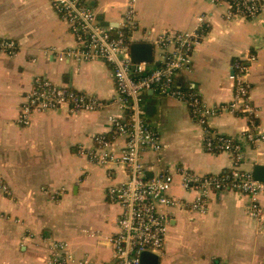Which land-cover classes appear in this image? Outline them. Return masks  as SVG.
I'll return each instance as SVG.
<instances>
[{"label":"crops","instance_id":"crops-1","mask_svg":"<svg viewBox=\"0 0 264 264\" xmlns=\"http://www.w3.org/2000/svg\"><path fill=\"white\" fill-rule=\"evenodd\" d=\"M102 24L116 25L130 0H86ZM141 28L136 42H147L165 29L190 30L196 17L208 15L210 28L199 44L190 71L176 85L194 89L209 105L228 103L234 95L233 62L255 53L249 80L258 128L264 131V8L255 19L228 20L225 6L209 0H136ZM0 39H14V55L0 54V181L10 194L0 193V264H45L52 239L65 241L68 251L96 264H111L109 241L117 231L121 207L109 202L110 185L128 180L122 165L105 167L78 153L91 149L93 136H112L109 116H124L119 104L100 111L50 110L37 113L30 126L18 123L23 97L36 77L68 85L106 101L117 93L111 66L104 60L60 61L58 52L75 45L68 24L50 0H0ZM50 49L56 52L47 53ZM153 60L148 68L155 67ZM146 118L164 145L147 151L143 163L150 175L175 173L171 195L183 203L196 193L181 185L177 168L217 174L233 164L228 152L204 148V132L188 107L157 90L144 94ZM248 119L224 111L211 119V128L243 140ZM124 137H118L119 144ZM242 169L254 173L264 166V143L245 140ZM264 174V170L261 171ZM264 209V192L258 194ZM249 195L212 192L206 213L179 205L171 210V225L160 264H264V233L249 213Z\"/></svg>","mask_w":264,"mask_h":264},{"label":"built area","instance_id":"built-area-1","mask_svg":"<svg viewBox=\"0 0 264 264\" xmlns=\"http://www.w3.org/2000/svg\"><path fill=\"white\" fill-rule=\"evenodd\" d=\"M58 15L67 22L75 45L58 52V59L88 62L104 60L112 68L117 93L111 101L96 95L78 91L68 85H58L46 77H36L32 88L25 93L19 107L17 121L30 126L37 113L50 110L100 111L112 103L119 104L124 116L111 115L109 122L112 136L103 133L93 136L94 146L78 147V153L100 166L122 165L128 172V180L110 185L106 195L110 203L119 205L121 211L117 231L109 241L114 252L111 264H143L142 254L151 252L160 257L165 249L171 225V210L179 205L206 213L212 192L229 190L249 195L252 199L249 213L260 224L264 233V209L258 194L264 192V180L252 171L242 169L246 152L244 143H264V131L258 128L257 110L252 102V84L249 80L252 65L257 61L255 53L247 52L233 62L234 95L230 102L209 105L194 89L184 90L176 85V77L190 71L199 44L210 28L208 15L196 17L190 30L165 29L156 37L146 36L152 43L155 67L147 62H135L131 44L141 25L137 18L136 0H130L122 20L116 25H104L86 0H50ZM216 6H225L228 20L255 19L263 8L264 0H209ZM18 42L0 39V54L14 55ZM56 52L50 49L47 53ZM157 90L185 104L204 132V148L209 152H228L233 164L217 174H201L184 166L177 168L181 185L187 192L193 191V201L183 203L171 195L175 173L158 172L150 175L143 163L147 151L160 153L164 145L160 136L147 120L144 93ZM224 111L248 119L243 140L219 133L211 128V119ZM124 137V143L117 142ZM0 193L10 194L9 186L0 181ZM49 255L45 264H96L88 258H78L68 251L65 241L52 239L48 243ZM102 264V263H101Z\"/></svg>","mask_w":264,"mask_h":264},{"label":"water","instance_id":"water-1","mask_svg":"<svg viewBox=\"0 0 264 264\" xmlns=\"http://www.w3.org/2000/svg\"><path fill=\"white\" fill-rule=\"evenodd\" d=\"M106 25V24H104ZM153 45L150 42H133L131 44V55L135 62H151L153 60ZM264 166L257 165L254 170V175L260 180H264V174L261 171ZM143 264H160V256L151 252L142 254Z\"/></svg>","mask_w":264,"mask_h":264},{"label":"rangeland","instance_id":"rangeland-1","mask_svg":"<svg viewBox=\"0 0 264 264\" xmlns=\"http://www.w3.org/2000/svg\"><path fill=\"white\" fill-rule=\"evenodd\" d=\"M144 94H145V93H144ZM143 105H144V103H143ZM143 118H144L145 120H147L146 115H144Z\"/></svg>","mask_w":264,"mask_h":264}]
</instances>
